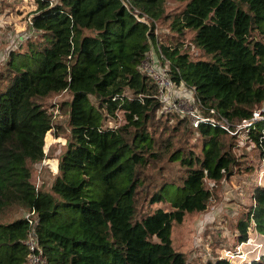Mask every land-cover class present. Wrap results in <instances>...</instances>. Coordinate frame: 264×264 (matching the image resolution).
I'll return each mask as SVG.
<instances>
[{
    "label": "trees",
    "instance_id": "16d2710c",
    "mask_svg": "<svg viewBox=\"0 0 264 264\" xmlns=\"http://www.w3.org/2000/svg\"><path fill=\"white\" fill-rule=\"evenodd\" d=\"M165 1L34 0V34L9 52L0 76V218L12 206L31 216L0 219V264H28L31 230L48 264H193L173 247L172 227L207 208V180L229 178L238 166L235 136L207 117L249 120L264 102V0H177L184 6L169 27L194 33L199 58L180 40L158 42ZM152 46L168 80L192 89L203 115L197 127L186 118L171 128L157 121L160 88L141 69ZM62 91L71 96L70 137L43 191L30 164L44 159L52 118L38 100ZM118 112L123 124L106 125ZM261 116L244 132L263 155L264 109ZM181 122L200 137L198 153L170 147ZM165 155L182 174L156 182ZM140 199L170 208L139 213ZM251 199L237 222L239 244L251 225L264 237V185L253 186ZM204 264L236 263L215 256ZM240 264H264V249Z\"/></svg>",
    "mask_w": 264,
    "mask_h": 264
},
{
    "label": "rangeland",
    "instance_id": "374dc122",
    "mask_svg": "<svg viewBox=\"0 0 264 264\" xmlns=\"http://www.w3.org/2000/svg\"><path fill=\"white\" fill-rule=\"evenodd\" d=\"M183 6L184 2L166 0L164 4L165 16L155 22L154 32L159 43L166 44L180 40L185 42L192 58L202 57L201 50L194 46L191 41L194 35L192 31L186 30L182 35H179L169 27L170 19L168 16L170 18L175 12L181 11ZM34 9V0H0V76L6 73L9 52L24 47L27 39L34 34L31 26L27 23ZM253 36L259 39L257 31H254ZM158 56L156 46H154L142 66L145 72L151 73L152 78L159 75L158 80H160L166 97L163 107L156 115L157 121L161 122V119L167 118V125L170 128L184 118L190 123L188 118L190 111L202 115L199 102L194 97L192 89L183 84L174 85L168 81L166 66ZM70 98L71 96L67 91H62L38 100L43 107L47 108L52 118V128L44 138V159L30 164L31 182L39 190L49 191L58 173V159L70 137L69 107L67 105ZM263 109L264 102L255 110L261 113ZM104 122L108 126H117L123 124V117L118 112L116 118H108ZM181 123L178 129L172 131L169 139L172 141L170 147L175 149L178 146H183L198 153L200 137L195 131L185 129L186 123ZM240 123L239 121L232 122L233 136L237 140L234 150L238 157V166L234 173L229 178L217 183L207 180L206 185L211 190V198L207 208L201 212L186 214L180 224L175 223L172 227L173 247L184 253L185 258L193 264H204L207 259L221 256L226 250L233 252L234 260L237 259V252L241 250L237 241V222L244 218L245 213L253 203L251 199L253 186L256 184L264 185V154L262 155L248 140L244 132L245 127ZM156 132L160 138H164L167 134L164 133L162 124L159 125ZM160 164H163V168H161V173L158 174V181L156 182L162 178L177 179L182 174L178 162L168 161L167 155L160 161ZM154 184L156 183L154 182L150 186L151 189ZM139 198H142V194ZM158 207L166 210L170 208L166 202L149 204L147 199L138 201L139 213L150 212ZM26 214L28 212L19 206H12L4 212L0 219L5 221ZM249 237L257 242H262L264 245V238L257 235L252 225L249 228ZM243 249L247 251L250 250V247L243 246ZM252 252H256V250ZM252 252L247 255L252 257L254 255Z\"/></svg>",
    "mask_w": 264,
    "mask_h": 264
},
{
    "label": "built area",
    "instance_id": "2783aa9c",
    "mask_svg": "<svg viewBox=\"0 0 264 264\" xmlns=\"http://www.w3.org/2000/svg\"><path fill=\"white\" fill-rule=\"evenodd\" d=\"M31 16H32V14H31ZM31 16H29L28 21H27L29 26H31V24H32L31 23ZM152 63H153V60H152ZM142 66H143V64H142ZM142 66H141V69H142ZM148 73L151 75L150 72H148ZM158 76L159 75L154 76L155 78H153V79L158 84V86L160 88L159 89V98H160L161 102L164 103L165 100H166V97L164 96L163 88L161 86L160 80H158ZM211 113H214L213 110H211ZM214 115H216V114H214ZM202 116L203 115H201L200 113L195 112V111H190L188 113V118L190 119L192 127L195 128V127L198 126L199 122L202 120ZM216 116H210V117H207V118L210 120V122H213L214 120L217 121L230 134H233L234 131H232V127H233L232 123H230L225 117H223L221 115H216ZM261 117H262L261 113H259L256 110H254L253 113H252V117L249 120H242L240 124L243 125L246 128L252 122L261 119ZM29 215L31 216V213L30 214L28 213L26 215V217H28ZM29 222H30L31 226L33 227L35 225V223H36V218H32V219L30 218ZM28 244H29V247H30V250H31V253L29 254V260H28L29 262L28 263L29 264H48L46 259L42 255L41 250L37 247L36 239H35V236H34V233L32 232V230H31V232L29 234ZM243 246L250 247V250L245 251L243 249ZM238 247H240L241 250L237 252V255H236L237 259L236 260H234V258H235L234 256L235 255H233V252H231L229 250H226L221 255V257H225L227 259L232 260L236 264H240L243 260L251 258V255H250V257L247 255L248 253L256 250V252H252L254 254V255H252V257L258 256L260 251L264 249L263 248L264 245H263L262 242H257L254 239H252L251 237H249L246 242L241 243Z\"/></svg>",
    "mask_w": 264,
    "mask_h": 264
},
{
    "label": "crops",
    "instance_id": "0c3cea01",
    "mask_svg": "<svg viewBox=\"0 0 264 264\" xmlns=\"http://www.w3.org/2000/svg\"><path fill=\"white\" fill-rule=\"evenodd\" d=\"M255 232H256V231H255ZM257 235H258L259 237H261V238L263 237V236H261V235H260V234H258V233H257ZM263 238H264V237H263Z\"/></svg>",
    "mask_w": 264,
    "mask_h": 264
}]
</instances>
